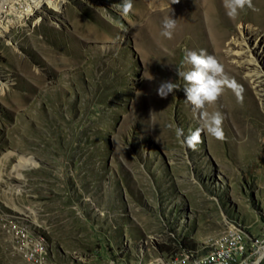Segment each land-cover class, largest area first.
Segmentation results:
<instances>
[{"label": "rangeland", "instance_id": "rangeland-1", "mask_svg": "<svg viewBox=\"0 0 264 264\" xmlns=\"http://www.w3.org/2000/svg\"><path fill=\"white\" fill-rule=\"evenodd\" d=\"M15 1L0 0L12 11L0 12V264H29L16 244L20 226L43 241L46 264H135L152 235L161 251L197 246L231 220L260 229L264 88L247 68L264 70V0L231 28L233 39L250 27L246 47L259 54L243 66L231 40L219 56L194 40L185 10L173 37L162 36L175 0H132L127 15L112 7L122 0H56L59 8L45 4L3 30L29 2ZM201 49L240 93L225 89L204 109L224 114L226 138L205 131L192 150L175 129L187 136L202 119L177 70L191 67L186 50ZM166 80L179 90L161 98Z\"/></svg>", "mask_w": 264, "mask_h": 264}, {"label": "clouds", "instance_id": "clouds-1", "mask_svg": "<svg viewBox=\"0 0 264 264\" xmlns=\"http://www.w3.org/2000/svg\"><path fill=\"white\" fill-rule=\"evenodd\" d=\"M175 3H179V0H175ZM223 5L230 18H236L245 8L253 7L252 0H223ZM112 7L123 15H127L132 11L133 3L132 0H122L121 3L113 4ZM177 23L178 20L173 19L171 15L166 17L163 21L161 35L171 39ZM184 63L190 65V69L177 70V76L185 82L183 93L186 103L192 106L194 113H199L202 124L187 136L181 127H177L175 133L177 137L183 138L186 147L196 150L197 145L202 142V135L205 131L218 140L226 138L223 129L224 114L219 111L209 113L204 109L207 105L216 103L225 89H231L239 96L240 88L225 74L224 67L218 59L203 49L199 52L186 50ZM177 90L179 86L175 82L166 80L159 85L157 94L161 98H166Z\"/></svg>", "mask_w": 264, "mask_h": 264}, {"label": "built area", "instance_id": "built-area-1", "mask_svg": "<svg viewBox=\"0 0 264 264\" xmlns=\"http://www.w3.org/2000/svg\"><path fill=\"white\" fill-rule=\"evenodd\" d=\"M16 231V244L22 257L29 264H46L43 241L32 236L25 226ZM159 242L157 235L148 237L147 241L141 240L140 255L135 264H264V224L258 231H251L240 221L231 220L222 231L207 237L199 245L187 247L179 242L177 248L167 252L158 249ZM150 247L155 252L149 253L150 258L146 261L144 253L150 252Z\"/></svg>", "mask_w": 264, "mask_h": 264}, {"label": "bare ground", "instance_id": "bare-ground-1", "mask_svg": "<svg viewBox=\"0 0 264 264\" xmlns=\"http://www.w3.org/2000/svg\"><path fill=\"white\" fill-rule=\"evenodd\" d=\"M8 1L11 2L13 0ZM17 1L19 2V0ZM45 4L59 8L61 2H57L56 0H29V2L25 4L23 12L15 11L16 21H9L8 24L3 27V30L10 26L23 25L26 20L34 17ZM170 7L169 12L173 19L178 20L181 10L186 11V16L189 17V20L185 25V29L188 33L190 32L192 34L194 40L196 39L201 41L204 45H207L215 55L219 56L220 47H222L225 42L231 40L229 44L231 47L229 54L238 64L243 66L244 64L259 62V54L253 53L252 50H248L246 47V39L251 32L250 27H241L236 37L233 39L230 38L232 33L231 28L233 27V23L235 24L238 16L236 18H230L227 15L223 0H179V3L172 2ZM0 12H7L10 14L12 11H10L6 4H2ZM1 31L2 30H0V32ZM246 57L248 59H246ZM259 66L261 65L249 69L247 68V74L249 78L253 80V83L258 88L262 89L264 88V70L260 69ZM3 89L4 86L2 85L1 91H3Z\"/></svg>", "mask_w": 264, "mask_h": 264}, {"label": "trees", "instance_id": "trees-1", "mask_svg": "<svg viewBox=\"0 0 264 264\" xmlns=\"http://www.w3.org/2000/svg\"><path fill=\"white\" fill-rule=\"evenodd\" d=\"M181 245H182V246H186V244H185L184 242H181ZM161 251H162V252H167L168 249H167V248H163V249H161Z\"/></svg>", "mask_w": 264, "mask_h": 264}]
</instances>
